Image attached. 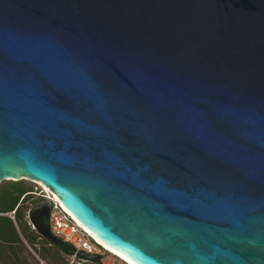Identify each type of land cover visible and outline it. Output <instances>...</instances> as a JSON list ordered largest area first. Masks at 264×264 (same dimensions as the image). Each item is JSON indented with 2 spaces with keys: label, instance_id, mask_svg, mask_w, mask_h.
<instances>
[{
  "label": "water",
  "instance_id": "water-1",
  "mask_svg": "<svg viewBox=\"0 0 264 264\" xmlns=\"http://www.w3.org/2000/svg\"><path fill=\"white\" fill-rule=\"evenodd\" d=\"M25 179L135 264H264V0H0V184ZM51 206L31 223L75 253Z\"/></svg>",
  "mask_w": 264,
  "mask_h": 264
},
{
  "label": "trees",
  "instance_id": "trees-1",
  "mask_svg": "<svg viewBox=\"0 0 264 264\" xmlns=\"http://www.w3.org/2000/svg\"><path fill=\"white\" fill-rule=\"evenodd\" d=\"M23 181L0 186V264H31V254L22 236L48 264H68L69 253L32 229L25 219L30 208L26 210L24 205L31 199L33 190ZM5 186L10 187V190L1 192V188ZM16 190L22 191L20 195L16 196ZM44 200L46 199L38 198L35 206L41 205ZM14 211L15 220L9 216Z\"/></svg>",
  "mask_w": 264,
  "mask_h": 264
},
{
  "label": "built area",
  "instance_id": "built-area-1",
  "mask_svg": "<svg viewBox=\"0 0 264 264\" xmlns=\"http://www.w3.org/2000/svg\"><path fill=\"white\" fill-rule=\"evenodd\" d=\"M39 196L50 201L52 205L50 211L51 233L75 250V253H69L68 264H111L107 262L110 257L119 260L122 264H131L112 254L101 241L63 207L51 192L43 190ZM9 215L15 220V211ZM81 252L90 256H100V260L84 258L80 256Z\"/></svg>",
  "mask_w": 264,
  "mask_h": 264
},
{
  "label": "rangeland",
  "instance_id": "rangeland-1",
  "mask_svg": "<svg viewBox=\"0 0 264 264\" xmlns=\"http://www.w3.org/2000/svg\"><path fill=\"white\" fill-rule=\"evenodd\" d=\"M13 182H17V181L5 180V181H3L0 184V186L1 185H8V184L13 183ZM23 182L25 183V185L27 187H29L30 189L33 190L32 191V195H31L32 197L27 203H25L24 209L28 210L30 208L27 211V215H26L25 219L29 222V224H31L32 229H35L33 224L31 223V221L29 219V215L28 214H29L30 210L32 208H34L35 201L38 200V198H42L43 199V197H41L39 195L45 189L39 184V182H36V181H34L32 179H25ZM9 190H10V187H7V186L1 188V192H6V191H9ZM21 192H22L21 190H16V196L20 195ZM46 202L47 201L44 200V201H42L41 204H44ZM22 238L24 240V244L26 245V247L28 248V250H29V252H30V254L32 256V257L29 256L31 264H48L45 260L40 258V256L36 253V251L33 249V247L28 243V241L23 236H22ZM107 262H109L111 264H122V262H120L119 260H115V258H113V257H110L107 260Z\"/></svg>",
  "mask_w": 264,
  "mask_h": 264
},
{
  "label": "bare ground",
  "instance_id": "bare-ground-1",
  "mask_svg": "<svg viewBox=\"0 0 264 264\" xmlns=\"http://www.w3.org/2000/svg\"><path fill=\"white\" fill-rule=\"evenodd\" d=\"M35 181V180H34ZM36 182H39V181H36ZM39 184L45 189V190H47V191H49V192H51V190L48 188V187H46V186H44V184L42 183V182H39ZM54 195V194H53ZM54 197L56 198V196L54 195ZM57 199V198H56ZM106 246V245H105ZM107 247V246H106ZM109 250H110V252L112 253V254H114V255H116V256H119V258H121L122 260H125V262H129V263H131V264H135V263H133L130 259H128L126 256H124V255H122L121 253H119V252H117V251H115V250H113V249H111V248H109V247H107Z\"/></svg>",
  "mask_w": 264,
  "mask_h": 264
}]
</instances>
